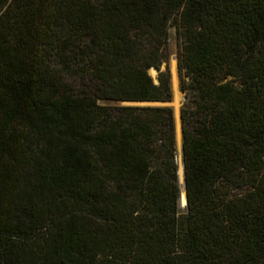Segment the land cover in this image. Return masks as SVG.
I'll return each mask as SVG.
<instances>
[{"label":"trees","instance_id":"16d2710c","mask_svg":"<svg viewBox=\"0 0 264 264\" xmlns=\"http://www.w3.org/2000/svg\"><path fill=\"white\" fill-rule=\"evenodd\" d=\"M0 264H264V0H0Z\"/></svg>","mask_w":264,"mask_h":264},{"label":"rangeland","instance_id":"374dc122","mask_svg":"<svg viewBox=\"0 0 264 264\" xmlns=\"http://www.w3.org/2000/svg\"><path fill=\"white\" fill-rule=\"evenodd\" d=\"M179 51V41L177 39L176 31L174 27L170 28V36H169V41L167 44V52L169 54V58L166 62H163L161 65V69L164 70L166 67H168L169 75H170V85H171V90H172V100L168 102L172 109H173V116H174V131H175V139H176V117L177 115L179 116V110H181L182 105L185 102V97H184V92L181 90V81H180V76L178 72V64H177V54ZM156 73V78H157ZM174 80L176 81L174 85ZM85 85L82 84V87ZM179 95V96H178ZM177 101V112L174 106V103ZM101 103L108 104V105H121V104H133V105H143L147 103H139V102H120V101H115L111 99H106V100H101ZM152 104V103H151ZM181 140V139H180ZM181 141L177 142L176 140V149H177V163L179 167V172H180V165L182 164L183 168V162H182V147H181ZM180 175V174H179ZM180 182H183V179L181 181V178L179 180ZM181 191H183V187H180ZM181 212H185V206L181 205Z\"/></svg>","mask_w":264,"mask_h":264},{"label":"water","instance_id":"95a60500","mask_svg":"<svg viewBox=\"0 0 264 264\" xmlns=\"http://www.w3.org/2000/svg\"><path fill=\"white\" fill-rule=\"evenodd\" d=\"M149 73L152 75V77L154 78V80L157 82V79H156V69L154 67H150L149 69ZM123 102H129V101H123ZM139 103H147V104H151V102H139ZM152 104H157V105H163L165 104L164 102H155V103H152ZM145 105V104H143ZM174 106H175V109H176V102L174 103ZM180 135V139H181V142H182V129H181V115H180V110H179V116L176 117V140H177V135ZM181 147H182V143H181ZM178 181H179V178H178ZM179 185L180 187H183V191L180 192V197H179V206L181 207V205L183 206H186V194H185V189H184V168H183V182H180L179 181ZM183 192V193H182ZM184 199V201H183Z\"/></svg>","mask_w":264,"mask_h":264},{"label":"bare ground","instance_id":"6f19581e","mask_svg":"<svg viewBox=\"0 0 264 264\" xmlns=\"http://www.w3.org/2000/svg\"><path fill=\"white\" fill-rule=\"evenodd\" d=\"M176 81L174 80V85L176 84L175 83ZM179 96V95H178ZM179 110V109H178ZM177 101H176V113H178L177 111ZM179 114V113H178ZM178 116V115H177ZM181 140H180V135L178 134L177 135V142H180ZM179 174H180V178H181V181H182V179H183V168H182V164L180 165V172H179ZM183 193V192H182ZM183 201H184V199H183Z\"/></svg>","mask_w":264,"mask_h":264}]
</instances>
